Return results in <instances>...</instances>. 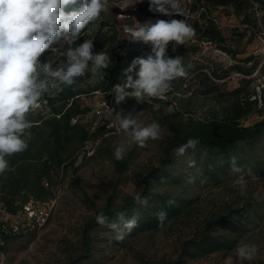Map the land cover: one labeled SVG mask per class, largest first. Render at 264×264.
Listing matches in <instances>:
<instances>
[{
	"label": "rangeland",
	"instance_id": "rangeland-1",
	"mask_svg": "<svg viewBox=\"0 0 264 264\" xmlns=\"http://www.w3.org/2000/svg\"><path fill=\"white\" fill-rule=\"evenodd\" d=\"M180 3L184 16L171 18L184 19L195 30V36L184 45L170 43L168 55L181 56L185 65L193 67L186 78L172 82L168 99H158L161 100L159 102L153 98L150 103L143 104L134 100L126 110L132 111L142 125L153 121L159 123L163 138L149 140L145 147L132 145L124 159L117 161L113 155L114 148L127 138L118 131V121L113 127H101L99 139L84 148L75 166L69 168L58 184L56 207L50 221L33 235H21L10 241L5 264H69L73 249L81 243V230L94 216L95 209H101L109 200L120 205L125 198L140 194L144 189L143 178L150 170L163 167L164 148L171 136L166 120H172L176 111L180 109L182 115L196 119L215 117L230 103L232 92L239 87L248 92L255 91L259 98L264 83V0H245L240 11L233 6L213 5L209 9L200 0H180ZM206 9L225 42L212 39L208 32H204L211 24L208 18L200 17ZM135 19L144 23L170 17L149 11V0H106V11L88 26L86 36H81L76 43L92 39L94 51H104L112 60L122 56L125 69L133 58L150 52L148 45L129 41L123 32V26H131ZM61 50L54 46L41 60L55 62ZM212 83H215L214 94L205 95V85ZM73 88L76 92H86L79 97L87 109L83 122L89 126L97 121V106L111 94H106L109 91L105 89L104 78L92 76L90 72L78 78ZM52 91L42 95L27 118L50 111L44 97ZM169 106H174V113H168ZM103 119L111 125V120ZM260 120L262 116L254 113L243 124L252 126ZM172 153L180 157V164L177 163L174 170L181 168L190 175V188L177 190L186 198V206L180 216L164 230L127 236L121 244L116 241L96 242L95 259L80 264H172L181 257L184 264L264 263V139L249 153L248 160L238 165L243 169L244 186L235 183L240 173L232 172L225 162H219L216 168L204 169L202 159L195 162L194 155L188 157ZM126 159H129L128 163L121 170ZM192 161L194 166H190ZM234 210L240 211L238 216L229 217ZM224 218L230 220L228 229L210 227L214 221ZM206 232L227 236L233 244L225 251L208 254L197 251L196 257L189 259L184 249L195 248L197 245L190 242H198ZM98 235L103 239H113V235L104 228ZM239 244L256 245L258 251L254 259L239 260L235 253ZM79 253L77 251V255Z\"/></svg>",
	"mask_w": 264,
	"mask_h": 264
},
{
	"label": "clouds",
	"instance_id": "clouds-1",
	"mask_svg": "<svg viewBox=\"0 0 264 264\" xmlns=\"http://www.w3.org/2000/svg\"><path fill=\"white\" fill-rule=\"evenodd\" d=\"M106 11V0H0V175L14 171L9 158L28 149L32 122L27 118L38 105L45 92H62L64 87H72L77 79L86 73L105 77L104 70L113 62L104 51H94V41L85 39L89 25L99 20ZM149 11L160 13L170 19L148 20L140 23L135 19L131 26L125 24L123 32L131 42H143L150 52L133 58L122 70L121 82L114 84L109 92L117 106L126 98L135 99L137 104L150 103L153 98L168 99L172 82L186 78L191 64L185 65L181 56H169L171 43L184 45L195 36V30L184 19L180 0H149ZM55 47L62 50L55 62L41 57ZM173 51L175 48L172 47ZM118 131L127 138L114 148V158L124 159L132 145L145 147L149 140L162 139L161 125L155 121L142 125L132 111H117ZM169 106V114L174 113ZM199 141L190 138L186 145L177 149L183 155L187 148ZM230 168L240 173L235 181L244 186L243 169L238 166L235 156L230 157ZM195 162H190L194 166ZM136 204L147 206V197L137 193ZM169 205L174 201L169 200ZM158 227L163 228L168 220L167 212L156 213ZM96 223L109 228L117 242L123 241L133 229L139 226V214L128 217L125 212H117L116 220L110 221L103 213L96 216ZM257 246L239 244L235 248L239 260H252L257 254Z\"/></svg>",
	"mask_w": 264,
	"mask_h": 264
},
{
	"label": "trees",
	"instance_id": "trees-1",
	"mask_svg": "<svg viewBox=\"0 0 264 264\" xmlns=\"http://www.w3.org/2000/svg\"><path fill=\"white\" fill-rule=\"evenodd\" d=\"M200 1L203 6L207 5L208 8L213 5L214 7L233 6L237 11H240L245 0ZM200 17L204 20L208 18L211 23L208 30L204 32H208L207 34L212 39L214 37L220 42H225L224 37L214 25V18L208 15L207 9L206 12L201 13ZM196 23L198 25V21ZM112 61L109 68L104 70V85L108 91L122 79L123 57L117 56ZM205 89V95H213L215 83L205 85ZM83 93L86 92H76L72 86L64 87V90L59 93L53 90L45 94L44 100L50 105V111L45 114L40 112L28 118L33 124L30 129L31 136L28 139V149L9 158L10 166L14 171L0 175V210L15 214L21 210L23 204L30 197L44 201L53 199L56 196L58 184L68 173L69 168L75 166L79 154L86 146L99 139L100 128L91 131L89 126L80 120L73 123L75 118L82 119L87 112L79 97ZM232 93L233 98L230 103L224 106L221 114H216L215 117L204 119H196L191 115L186 117L181 114L179 109L172 120H166L171 136L164 148L163 167L150 170L143 178L144 189L140 195L147 197V206L136 204L135 196H133L125 198L120 205L109 200L101 209H95L94 216L84 224L81 230V243L76 249H73L69 264H80L82 261L84 263L95 259L96 242L108 241L112 243L115 241L114 239L110 240V238L103 239L98 235L99 230L103 228L113 237L115 235L109 228L96 223L95 218L98 214L103 213L110 221H114L117 212H125L128 217L138 213L139 226L127 236L164 230L180 216L185 209L186 198L180 196L177 190L186 191L187 188H190V175L181 168L174 170L175 165L180 161V157L175 156L172 152H177V149L186 145L190 138L197 139L199 143L195 148H187L184 154L188 157L194 155L195 162L202 159L204 169L216 168L219 162L230 165L229 159L232 156L236 157L238 165L248 160L249 153L254 151L257 144L264 139V83L259 98H257L255 91L248 92L242 87L235 89ZM254 96L255 98H253ZM134 100L126 98V101L121 105L117 106L115 102L114 104L118 111L123 109L127 112L129 103ZM158 101L161 102V100ZM254 113L262 116V120L252 126H245L244 120ZM128 160H124L121 170L125 168ZM169 200L174 201V204L169 205ZM92 205L95 207L94 204ZM160 211H165L168 215V220L163 228L158 227L156 216V213ZM238 213L240 211L234 210L229 217H237ZM229 221V218L216 220L210 227L228 229L227 223ZM34 233L23 232L12 236L2 235L5 237V245L1 249L6 253L10 241L19 238L21 235H33ZM121 242L117 243L121 244ZM190 243L197 246L192 250L184 249L185 255L189 259L195 258L197 251L204 254L225 251L231 247L233 241L227 236H215L206 232L198 242L191 241ZM77 251H80L78 255ZM184 263L185 260L181 257L180 260L172 264Z\"/></svg>",
	"mask_w": 264,
	"mask_h": 264
},
{
	"label": "built area",
	"instance_id": "built-area-1",
	"mask_svg": "<svg viewBox=\"0 0 264 264\" xmlns=\"http://www.w3.org/2000/svg\"><path fill=\"white\" fill-rule=\"evenodd\" d=\"M113 109H116L114 104V96L109 95L100 102L95 111L97 121L90 123L91 131L99 129L101 127H113L117 124L116 113ZM117 110V109H116ZM118 111V110H117ZM111 120L109 122L105 121ZM85 118H75L73 123H77L79 120L83 122ZM84 123V122H83ZM56 196L49 200H38L30 197L22 206L21 210L15 214L6 213L0 210V264H5L6 253L1 249L5 245V240L2 235H18L23 232H36L45 227L50 221L54 207H56Z\"/></svg>",
	"mask_w": 264,
	"mask_h": 264
}]
</instances>
